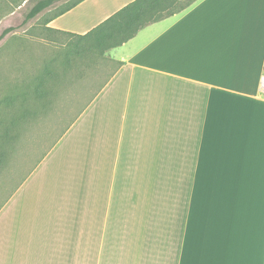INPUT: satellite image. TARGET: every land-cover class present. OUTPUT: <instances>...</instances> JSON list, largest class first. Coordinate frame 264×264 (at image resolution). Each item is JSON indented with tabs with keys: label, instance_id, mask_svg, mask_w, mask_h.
Wrapping results in <instances>:
<instances>
[{
	"label": "crops",
	"instance_id": "1",
	"mask_svg": "<svg viewBox=\"0 0 264 264\" xmlns=\"http://www.w3.org/2000/svg\"><path fill=\"white\" fill-rule=\"evenodd\" d=\"M132 1L43 28L85 35ZM98 57L0 206V264H264V0H197Z\"/></svg>",
	"mask_w": 264,
	"mask_h": 264
},
{
	"label": "rangeland",
	"instance_id": "2",
	"mask_svg": "<svg viewBox=\"0 0 264 264\" xmlns=\"http://www.w3.org/2000/svg\"><path fill=\"white\" fill-rule=\"evenodd\" d=\"M36 1L0 0V34L11 27L0 40V206L72 122L79 105L62 93L75 76L85 74L78 71L82 64L99 59L85 53L69 64L68 49L78 39L44 31V19L75 0H58L25 21ZM43 76L48 84L40 97L35 91Z\"/></svg>",
	"mask_w": 264,
	"mask_h": 264
},
{
	"label": "trees",
	"instance_id": "3",
	"mask_svg": "<svg viewBox=\"0 0 264 264\" xmlns=\"http://www.w3.org/2000/svg\"><path fill=\"white\" fill-rule=\"evenodd\" d=\"M57 1L37 0L27 13L25 21L36 17L44 10L53 6ZM80 1L82 0H75L62 9H59L50 17L45 18L43 23L46 24L50 18L67 12ZM195 1L197 0H134L85 35L61 31L65 36L78 39L77 44L68 49V63H71L72 59L70 58H73L74 55L79 57H82L85 53H92L94 56L103 55L107 50L128 42L145 26L180 13ZM9 30H11V27L5 29L0 34V40L4 38ZM70 54L72 57H70ZM39 81L35 93L37 96L42 97L44 96L43 90L47 88L48 83L44 76ZM16 122L17 120L11 121L13 124Z\"/></svg>",
	"mask_w": 264,
	"mask_h": 264
},
{
	"label": "built area",
	"instance_id": "4",
	"mask_svg": "<svg viewBox=\"0 0 264 264\" xmlns=\"http://www.w3.org/2000/svg\"><path fill=\"white\" fill-rule=\"evenodd\" d=\"M260 87H261L262 92L264 93V73L262 74L260 78Z\"/></svg>",
	"mask_w": 264,
	"mask_h": 264
}]
</instances>
